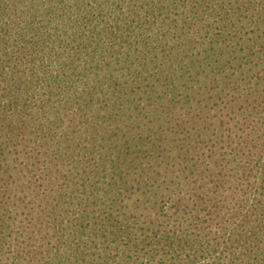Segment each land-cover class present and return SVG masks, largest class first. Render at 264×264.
I'll return each mask as SVG.
<instances>
[{"label":"trees","instance_id":"1","mask_svg":"<svg viewBox=\"0 0 264 264\" xmlns=\"http://www.w3.org/2000/svg\"><path fill=\"white\" fill-rule=\"evenodd\" d=\"M215 253L264 264V0H0V264Z\"/></svg>","mask_w":264,"mask_h":264},{"label":"rangeland","instance_id":"2","mask_svg":"<svg viewBox=\"0 0 264 264\" xmlns=\"http://www.w3.org/2000/svg\"><path fill=\"white\" fill-rule=\"evenodd\" d=\"M124 6H126V5H124ZM233 118H234V117H233ZM234 119H235V118H234ZM225 121H227V120H225ZM224 191H225L226 193H231V194L233 193L232 190H230V185H226V186L224 187ZM252 194H253V192L251 193V195L249 194V197H248L249 201L253 198V197H252ZM218 256H219V254H217V253L213 254V255L210 256V257L205 256V258H202V259H200L199 261H197L196 264H213L214 261L217 260ZM237 256H238V254L234 256V259H235ZM227 261H228V260H227ZM229 261H230V258H229ZM229 261H228V262H229Z\"/></svg>","mask_w":264,"mask_h":264}]
</instances>
